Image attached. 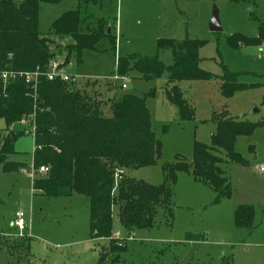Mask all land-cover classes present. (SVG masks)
I'll use <instances>...</instances> for the list:
<instances>
[{
  "label": "rangeland",
  "instance_id": "rangeland-1",
  "mask_svg": "<svg viewBox=\"0 0 264 264\" xmlns=\"http://www.w3.org/2000/svg\"><path fill=\"white\" fill-rule=\"evenodd\" d=\"M214 7L219 9L221 31L209 27ZM71 10L91 18L84 20L83 28L95 29L98 18L107 20L116 47L107 37L100 51L84 50L80 58L72 52L66 71L75 76L80 89L97 99L126 95L143 98L155 136L161 141L157 162L126 170L127 177L160 185L165 181L166 163H174L178 157L192 163L196 141L211 145L216 115L226 113L259 124L252 136L237 139L235 148L244 162L227 165L225 174L232 181L230 195L218 198L212 186L194 178L191 169H179L172 216L158 208L150 229L129 233L118 218V204L113 205L112 234L124 245L122 263L264 264V172L260 171L264 165V43L240 47L229 43L237 33L251 38L259 35L264 24V0H46L39 7L41 34L50 36L53 23ZM160 39L201 40L200 67L215 75H222L225 69L239 73V81L245 86L225 97L219 80L179 81L194 109L192 118L181 119L179 109L166 96L168 72L145 79L131 70L114 78L120 56L157 57L171 66L174 51L160 48ZM253 108L259 111L250 114ZM26 127L21 121L8 125L0 117V132L17 135L8 159L26 165L15 172H4L0 165V174L7 177L0 182V264H98L109 242L91 237L88 198L33 193L32 180L38 174L34 168V135ZM238 202L254 208L252 227L235 224L232 206ZM17 209L25 213L26 230L22 234L11 225ZM188 234L200 238L190 240Z\"/></svg>",
  "mask_w": 264,
  "mask_h": 264
},
{
  "label": "trees",
  "instance_id": "trees-1",
  "mask_svg": "<svg viewBox=\"0 0 264 264\" xmlns=\"http://www.w3.org/2000/svg\"><path fill=\"white\" fill-rule=\"evenodd\" d=\"M43 1L46 0H0V71L39 69L42 72L37 88H31L23 79L6 86L0 80V117L8 125L27 121L29 128L33 124L36 127L34 164L48 166L49 170L33 179L34 192L48 197L73 194L87 197L91 237L109 242L98 264H123L120 252L124 245L112 234L113 205L118 204V218L129 233L150 229L158 208L172 216L179 169H191L194 178L212 186L218 198L230 195L231 183L223 175L221 164L244 162L235 144L240 136H252L259 124L226 113L216 115L212 143L196 141L192 163L181 157L174 163H166L165 181L160 185L127 177L126 170L152 165L161 154V141L155 136L144 99L126 95L105 101L80 89L77 80H49L44 74L53 59L62 57L67 67L72 52L80 58L84 50H102L104 38H110L115 48L116 37L112 32L107 33L109 23L103 18L96 20L97 28H83L84 20L91 18H82L79 10L62 15L53 23L51 35H42L38 14ZM63 40H67L64 45ZM229 43L235 47L260 46L264 43V24L257 37L237 33L230 37ZM201 46L202 41L197 39H160V48L171 47L174 51L171 66L157 57L120 56L114 72L125 76L136 70L145 79L168 72L167 99L179 109L181 119H189L194 116V109L180 89L179 81L219 80L225 97L245 86L239 81V73L225 69L222 75H215L201 68ZM16 139L17 135L11 132H0V165L4 172L19 171L26 166L8 159L14 152ZM116 168H123L125 174L114 190ZM253 216L251 205H239L234 214L235 224L250 228ZM199 238L196 234L187 235L190 240Z\"/></svg>",
  "mask_w": 264,
  "mask_h": 264
},
{
  "label": "built area",
  "instance_id": "built-area-1",
  "mask_svg": "<svg viewBox=\"0 0 264 264\" xmlns=\"http://www.w3.org/2000/svg\"><path fill=\"white\" fill-rule=\"evenodd\" d=\"M64 61L60 59H53L48 64V67L46 71L44 72L45 76L49 80H55L57 78H60L64 81L68 80H76L75 76L73 74H70L66 71V67H64ZM69 65V63H68ZM67 65V66H68ZM42 75V72L39 69H36L35 71H15V70H2L0 71V80L6 86L7 84L14 82L17 79H23L31 88H37L39 85V79ZM119 77L118 74L115 75V79ZM123 88L127 87L126 83H123ZM36 127L33 124L29 131L35 134ZM36 172L40 175H45L49 167L42 165L40 167H34ZM261 170L264 171V165L261 167ZM125 174V170L123 168H116L114 173V190L116 189L119 181L122 179V177ZM33 176L34 174L31 173ZM12 226L19 230L20 234L24 230H26V219H25V213L22 210H18L15 212L14 219L12 221Z\"/></svg>",
  "mask_w": 264,
  "mask_h": 264
},
{
  "label": "water",
  "instance_id": "water-1",
  "mask_svg": "<svg viewBox=\"0 0 264 264\" xmlns=\"http://www.w3.org/2000/svg\"><path fill=\"white\" fill-rule=\"evenodd\" d=\"M111 27H112L111 24H109L108 28H107V33H111L112 32ZM209 27H210L211 31H221L222 30L221 20H220V17H219V9L217 7L213 8L212 15H211V20L209 22ZM258 111L259 110L257 108H253L250 111V114L256 113Z\"/></svg>",
  "mask_w": 264,
  "mask_h": 264
},
{
  "label": "crops",
  "instance_id": "crops-1",
  "mask_svg": "<svg viewBox=\"0 0 264 264\" xmlns=\"http://www.w3.org/2000/svg\"><path fill=\"white\" fill-rule=\"evenodd\" d=\"M22 123H25L26 125H27V129L29 128V126H28V122L27 121H21ZM30 129V128H29ZM28 129V130H29ZM34 148H35V137H34ZM34 148H33V155H34ZM224 164H226V166L225 167H222L223 169H222V171H223V175L225 176V177H227V175L225 174L226 173V169L229 167V166H227V165H229V162H225ZM262 167V166H261ZM260 171L261 172H264V171H262L261 170V168H260ZM29 174V173H28ZM6 178L7 177H5L4 175H1L0 174V182L1 181H4V180H6ZM34 179V178H33ZM228 179H229V181H230V183H232V181H231V178L230 177H228ZM32 191H33V193H36V192H34V189H33V180H32ZM243 202H245V201H243ZM241 203V204H240ZM239 205H249V204H246V203H242V202H238L237 204L235 203V204H233V206H232V208L233 209H235L236 210V208L239 206ZM252 206V205H251ZM18 210H21V209H17L16 211H18ZM23 211V210H22ZM14 214L15 213H13V216H12V220H11V225H12V221H13V219H14ZM234 214H235V211H234ZM113 236H115V235H113ZM116 237V236H115ZM95 240V239H94ZM97 240V239H96ZM108 241V240H107Z\"/></svg>",
  "mask_w": 264,
  "mask_h": 264
}]
</instances>
